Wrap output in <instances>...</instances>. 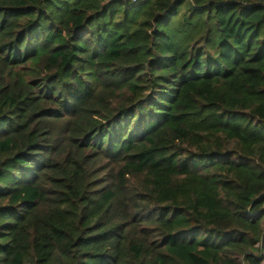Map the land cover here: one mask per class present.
Returning <instances> with one entry per match:
<instances>
[{"label":"trees","instance_id":"1","mask_svg":"<svg viewBox=\"0 0 264 264\" xmlns=\"http://www.w3.org/2000/svg\"><path fill=\"white\" fill-rule=\"evenodd\" d=\"M0 0V264H264V0Z\"/></svg>","mask_w":264,"mask_h":264},{"label":"clouds","instance_id":"2","mask_svg":"<svg viewBox=\"0 0 264 264\" xmlns=\"http://www.w3.org/2000/svg\"><path fill=\"white\" fill-rule=\"evenodd\" d=\"M136 1L137 2L135 3L134 0H132V3L135 4V5H137L139 1L138 0H136Z\"/></svg>","mask_w":264,"mask_h":264},{"label":"built area","instance_id":"3","mask_svg":"<svg viewBox=\"0 0 264 264\" xmlns=\"http://www.w3.org/2000/svg\"><path fill=\"white\" fill-rule=\"evenodd\" d=\"M134 2L136 3L137 1H136V0H134Z\"/></svg>","mask_w":264,"mask_h":264}]
</instances>
